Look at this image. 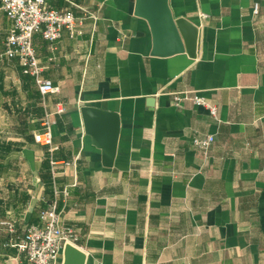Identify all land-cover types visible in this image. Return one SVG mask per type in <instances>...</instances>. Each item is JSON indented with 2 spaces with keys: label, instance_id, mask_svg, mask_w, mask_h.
Instances as JSON below:
<instances>
[{
  "label": "crops",
  "instance_id": "obj_1",
  "mask_svg": "<svg viewBox=\"0 0 264 264\" xmlns=\"http://www.w3.org/2000/svg\"><path fill=\"white\" fill-rule=\"evenodd\" d=\"M47 2L98 19L55 44L34 36L43 77L58 89L44 99L18 59L1 57L13 23L0 4V223L16 226L0 224V264H29L13 242L53 201L86 264H264V0H169L199 29L194 58L153 55L132 0ZM185 91L216 103L218 119L176 107L173 93ZM58 104L66 112L53 116L49 149L34 137ZM87 105L121 116L112 168L84 131ZM209 135L206 156L193 139Z\"/></svg>",
  "mask_w": 264,
  "mask_h": 264
},
{
  "label": "built area",
  "instance_id": "obj_2",
  "mask_svg": "<svg viewBox=\"0 0 264 264\" xmlns=\"http://www.w3.org/2000/svg\"><path fill=\"white\" fill-rule=\"evenodd\" d=\"M1 9L13 23V31L9 35L5 51L1 57L18 59L23 73L35 79L42 97L57 92L52 81L43 77L44 68L34 46V36L40 34L45 41L51 44L58 42L64 31L72 36L78 33L87 18L97 21L98 15L92 11H84V16L78 18L70 10L52 8L47 0H0ZM260 5L256 3L253 13L257 16ZM187 103L206 109L214 119H218L219 107L216 103L199 95L195 91L173 93V104L182 108ZM64 106L58 104L52 111L46 113L42 123V131L35 134L37 144L53 149L54 115L65 114ZM215 137L209 135L204 138L195 137L193 145L204 155H208ZM52 172L56 176V163L52 162ZM39 223L29 225L23 237L13 242L19 253L23 254L29 264H58L59 256L67 244L77 246L80 241L79 233L62 222V212L58 210L57 201L49 203L39 215ZM10 233L16 232L14 222L0 223Z\"/></svg>",
  "mask_w": 264,
  "mask_h": 264
},
{
  "label": "water",
  "instance_id": "obj_3",
  "mask_svg": "<svg viewBox=\"0 0 264 264\" xmlns=\"http://www.w3.org/2000/svg\"><path fill=\"white\" fill-rule=\"evenodd\" d=\"M135 14L145 19L151 28L153 55L171 56L187 52L196 56L199 29L184 17L176 18L169 0H132ZM153 104V100L149 101ZM85 133L92 144L102 151L103 165L112 168L115 164L121 131V116L118 112L87 105L80 109ZM64 264H86L87 255L78 247L67 244L64 248Z\"/></svg>",
  "mask_w": 264,
  "mask_h": 264
},
{
  "label": "trees",
  "instance_id": "obj_4",
  "mask_svg": "<svg viewBox=\"0 0 264 264\" xmlns=\"http://www.w3.org/2000/svg\"><path fill=\"white\" fill-rule=\"evenodd\" d=\"M34 141H35V137H34ZM36 142V141H35ZM45 165H46V168L48 169V173H49V177H45L44 179H45V183H46V185L50 188V186L52 185V183H53V179H52V177H53V172H52V160H51V158L50 157H48L47 158V161L45 162ZM50 200V199H49ZM47 202H48V200H47ZM49 203V202H48ZM48 206V205H47ZM45 209H46V207H45ZM43 210V209H42Z\"/></svg>",
  "mask_w": 264,
  "mask_h": 264
}]
</instances>
